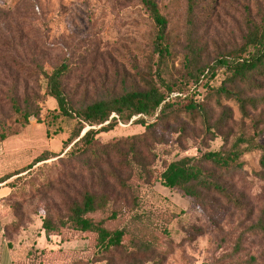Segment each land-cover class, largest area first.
<instances>
[{
	"label": "rangeland",
	"instance_id": "rangeland-1",
	"mask_svg": "<svg viewBox=\"0 0 264 264\" xmlns=\"http://www.w3.org/2000/svg\"><path fill=\"white\" fill-rule=\"evenodd\" d=\"M214 1L211 11L204 9ZM158 4L169 22L168 39L175 44L169 61L176 80L188 78L184 59L190 39L199 65H213L241 46L249 20L261 23L264 18V0H200L192 27L188 0ZM154 35L142 0H0V135L7 136L5 141L0 137V177L30 167L39 157L51 158L23 174L4 202L15 264H264V236L253 228L264 214L259 152L244 155L243 168L226 180L240 207L216 194L197 204L157 178L169 162L225 145L228 149L242 130L250 136L255 122L244 121L234 102L222 100L233 111V120L216 137L205 132L200 120L190 123L184 114L162 125L130 168L118 154L96 170L84 159L68 157L64 148L75 121L62 122L59 134H48L47 120L58 105L45 96L46 82L30 76L24 65L39 63L51 72L69 59L73 70L65 85L78 108L140 86L157 67ZM226 76L219 69L212 89L221 87ZM12 89L19 97L36 93L41 98L40 117L25 128L5 104ZM191 94L189 88L186 95ZM258 95L264 96V90ZM207 96L199 87L195 97L203 100L214 125L222 110L216 105L218 95ZM134 121L101 134L97 146L107 149L144 133ZM229 133L230 143L225 144ZM259 143L264 145V135ZM85 190L109 199L108 215L118 214L116 223L136 238L135 245L101 254L92 234L63 231L62 236L46 237L44 220L66 218L68 205Z\"/></svg>",
	"mask_w": 264,
	"mask_h": 264
},
{
	"label": "trees",
	"instance_id": "trees-1",
	"mask_svg": "<svg viewBox=\"0 0 264 264\" xmlns=\"http://www.w3.org/2000/svg\"><path fill=\"white\" fill-rule=\"evenodd\" d=\"M214 3L215 1L207 2L204 9L211 11ZM142 4L155 29L153 52L157 57V67L155 70L150 69L148 76L141 80L140 86H133L108 99L75 108L65 85V79L73 70L69 59H64L51 72L39 63L24 65L30 76L40 77L46 82L45 96L55 100L58 105V110L53 111L47 120L48 134H59L64 130L62 122L75 121V127L64 148V151L68 150V157L84 159L91 164V170H96L106 160L112 159L114 154H118L130 168V161L137 160L142 151L148 148L149 141L162 125L177 121L184 114L190 123L200 120L205 132L216 137V132L220 134L233 120V111L224 106L222 100L232 101L238 106L244 121L251 119L255 122L251 127V135L248 136L242 130L234 137L228 149L225 145L219 151L201 153L196 158L169 162L157 178L163 187L179 192L197 204H203L206 195L216 194L240 207L239 199L226 188V180L243 168L244 155L260 153L261 173L258 176L264 182V145L259 143L264 135V96L258 95L259 91L264 90V18L261 23L249 20L241 46L228 56L218 59L213 65H199L195 45L190 39L184 59L188 78L176 80L169 61L174 57L175 47L168 39L169 22L161 12L158 0H142ZM199 7L200 0H188V19L192 27L195 25ZM219 69H225L227 76L221 87L212 89L210 83L216 78ZM201 86L208 91L207 98L218 95L216 105L222 110V114L214 125L213 117L203 100L195 97ZM189 88L194 94L186 95ZM174 94L178 96L170 99ZM179 96H185L183 99L188 100L187 104L184 105L181 102L182 97ZM40 103L38 94L19 97L17 89L9 91L5 102L15 122L22 128L27 127L32 119L40 117ZM254 114L257 115L254 117ZM133 120H136L133 125L145 129L144 133L128 137L124 141H116L107 149L97 146L101 134L114 132L119 123L126 125ZM86 128L89 129L83 133ZM0 137L1 141L7 139L4 133ZM224 138L225 144H229L230 133ZM50 159L46 156L39 157L30 167L0 177V185L11 190L6 199L15 192L23 174L32 170L33 166ZM109 204V199L105 196L83 191L79 200L68 205L66 218H59L57 223L51 218L44 220L46 237L50 239L51 236H62L63 231L92 234L96 236L95 248L101 254L125 248L129 243L135 245L136 238L131 237L127 229L116 223L118 214L108 215ZM253 228L264 236V214Z\"/></svg>",
	"mask_w": 264,
	"mask_h": 264
},
{
	"label": "crops",
	"instance_id": "crops-1",
	"mask_svg": "<svg viewBox=\"0 0 264 264\" xmlns=\"http://www.w3.org/2000/svg\"><path fill=\"white\" fill-rule=\"evenodd\" d=\"M11 190L0 185V264H15L14 253L6 237V224L9 213L5 210L4 202Z\"/></svg>",
	"mask_w": 264,
	"mask_h": 264
}]
</instances>
